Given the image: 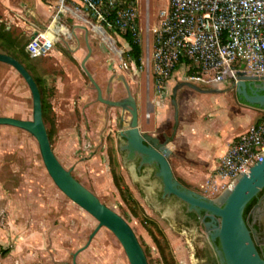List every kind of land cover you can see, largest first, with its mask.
Instances as JSON below:
<instances>
[{"label":"rangeland","instance_id":"rangeland-1","mask_svg":"<svg viewBox=\"0 0 264 264\" xmlns=\"http://www.w3.org/2000/svg\"><path fill=\"white\" fill-rule=\"evenodd\" d=\"M7 2L20 6L22 0H0V19H4V26L8 22L4 15L8 8ZM167 5L168 0H138L141 29L145 31L147 22L151 28L159 25V14ZM62 24L71 28L78 21L61 14L58 25ZM12 25L15 26L14 23ZM91 36L90 44L95 51L93 49L92 57L86 64L88 71L101 86L104 96L106 89L109 86L112 88L110 99L115 101L126 97L127 93L122 82H110V74H137L135 80L129 79L128 83L138 101L140 130L150 133L146 132L152 130L146 102L153 99L155 94L153 64L148 86L145 71L137 68L134 61L125 55L128 68H120L117 53L109 48L102 37L89 32ZM66 37L64 35L62 39L70 44L69 47L61 41L55 48L63 53L59 58H31L24 49L29 41L27 34L18 36V45L11 52L36 79H41L45 98L52 107L45 125L51 133L50 142L56 157L67 170L72 169L74 177L103 204L128 222L146 251L149 264H163L159 249L148 231L151 223L167 236L175 264H201L206 261L213 253L203 227L192 223V227L198 229V237L193 239L190 235H182L168 216L169 211H176L179 217L176 219L184 220L181 202L173 201L160 206L157 191L162 186L158 181L153 182L155 193L146 198V194L140 192L139 186L129 176L118 140L110 132L116 125L115 113L121 110L97 101V92L81 67L87 50L84 48L83 55L74 56L73 47L70 46L74 44L77 47L78 42L73 36ZM112 37L117 41L116 48L121 50L122 45L117 37ZM84 39L82 35V45ZM0 53H5V50H0ZM185 74L187 76L189 72L183 67L175 72L179 78L185 77ZM214 87L228 89L229 85ZM226 100L212 94L190 102L194 112L204 115V123H222L213 129L216 136L223 135L229 126L243 127L248 121L246 113L226 114ZM213 113L214 116H211ZM175 114V107L170 105L166 131L162 137H168L174 130ZM0 116L25 121L32 120L33 116V100L26 82L14 68L3 63H0ZM124 116L125 127L129 114ZM152 133L159 134L160 128ZM130 167L134 171V165L130 164ZM114 172L123 179V186H129L138 201L140 210L137 216L124 202L116 186ZM97 226L98 221L93 216L66 197L55 185L45 168L36 139L24 130L0 126V264L6 261L14 264H73L74 254L86 246ZM179 252L183 254L182 261L177 258ZM76 263L130 264L122 245L107 228L98 232L89 247L77 256Z\"/></svg>","mask_w":264,"mask_h":264},{"label":"built area","instance_id":"built-area-1","mask_svg":"<svg viewBox=\"0 0 264 264\" xmlns=\"http://www.w3.org/2000/svg\"><path fill=\"white\" fill-rule=\"evenodd\" d=\"M61 14L102 37L117 53L124 70L128 68L124 56L129 51L124 36L129 34L142 48L139 68L145 71L148 86L153 64L159 95L168 91L181 61L187 62L186 72L191 70L186 81L201 88L233 84L240 73L264 77V0H168L159 14V25L151 28L147 22L145 31L139 24L138 0H57L52 22L27 44L31 58L49 56L61 40L62 26H56ZM112 35L121 43V50ZM263 161L264 108L259 109L257 122L239 135L221 158L201 194L215 198L233 189L240 175L250 174Z\"/></svg>","mask_w":264,"mask_h":264},{"label":"water","instance_id":"water-1","mask_svg":"<svg viewBox=\"0 0 264 264\" xmlns=\"http://www.w3.org/2000/svg\"><path fill=\"white\" fill-rule=\"evenodd\" d=\"M85 32L88 53L81 67L97 92V101L107 107L120 109L123 114H129L127 126L121 132V137L124 139L121 151L127 152L128 155L137 154L140 157L141 167L155 166L158 169L157 177L162 182L163 199L173 197L187 207V213L203 215L202 218H198L197 226L203 227L208 243L222 264H264V257L258 249L259 230L255 227L254 220L250 223L244 218L248 204L264 190V161L256 164L250 174L240 175L233 189H226L215 198L206 197L196 190L186 188L176 179L169 162L173 149L172 142L169 139L161 141L152 134L141 132L137 100L126 78L123 77L120 81L126 89V97L116 101L111 100L110 86L104 96L101 86L86 67L93 50L89 44L88 30L86 29ZM0 63L9 65L18 72L26 82L33 100L32 120L0 116V126L18 128L33 136L38 143L45 168L58 189L98 221V226L90 235L86 246L74 254L73 264H77V256L89 247L102 228L110 230L118 239L130 264H149L146 253L128 222L103 204L93 192L73 176L72 169L67 170L56 157L44 122L41 92L31 73L16 58L5 53H0ZM113 80L114 78L111 82ZM182 87H189L201 93L217 92L184 82L173 90L172 103L175 107H177L176 94ZM232 89H235L239 99H243L249 106L264 108V77H251L240 73L238 80L232 84Z\"/></svg>","mask_w":264,"mask_h":264},{"label":"crops","instance_id":"crops-1","mask_svg":"<svg viewBox=\"0 0 264 264\" xmlns=\"http://www.w3.org/2000/svg\"><path fill=\"white\" fill-rule=\"evenodd\" d=\"M8 3L9 2H7V6L9 9L7 8V10H5L4 15H6L5 20L8 21L6 28L7 31H9V37L16 40L21 34H27L29 35V43L33 35L36 32L42 30L40 26L47 28L48 25L52 22V19L56 13L57 0H22L20 6H13L11 3ZM31 18L33 20H31ZM16 19L19 21L18 23H16ZM12 23H14L15 26H13ZM0 24H4V19H0ZM56 26H62V31L60 32L61 40L57 42L50 55L43 58H59L63 55L61 50H55V48L61 43V41L69 47L70 44L67 43L65 39H62L64 35L69 38H72L73 36L78 42L77 47L74 44H71L70 46L73 47L71 48V50L72 52H74V56L83 55L82 53L84 48L88 53L85 32L86 28L84 26L79 24H73L71 28L67 27L64 24H57ZM82 35L85 38L83 45L81 44ZM88 40L90 44L92 36L89 37L88 35ZM93 49L95 51L94 47L92 48V50ZM0 50H2V43L0 45ZM103 51L105 53V48ZM86 56H84V58ZM136 76L137 74H118L113 76H111L110 74V82L113 78L114 80H118L120 82L123 77H125L128 82L129 79L135 80ZM184 82H188L186 81V74L185 77L180 78L176 77V75L174 74L168 84V91L166 92V94L159 95L157 94L155 89L154 98H150L146 102V107L148 109L147 114L149 115L148 118L151 119L149 127L152 129L151 131L146 132H150L154 136L160 138L161 141H164V139L166 138H171L169 140L172 142L173 149L171 151V155L169 156V162L176 179L186 188L193 189L198 191L199 193H202L206 182L214 173H216L221 158L226 154L231 145L236 141L239 135L246 132L253 124L257 122L259 118V108H255L242 103L239 97L236 96V92L232 90L230 84H228V89L215 87L203 88L205 90L217 91L214 93H201L189 87H182L176 94L175 99L177 102V107H175L172 103L174 98L173 90L175 87ZM212 94H216L220 97L228 99L226 100L228 104L224 109L227 112L226 114H228V112H232L236 115L239 113H246L248 115L247 123L243 127L237 126L235 128L229 126V129L225 131L223 135L219 134L218 136H216L213 132V129L214 127L221 126L222 123H219L218 121L204 123V115L194 112L193 108L190 107V102L192 99H197L204 95ZM171 97L173 98L171 99ZM170 105H173L175 107L176 123L174 126V130L171 132V135H169L168 137H166V135L162 137V133L164 134L166 131L165 123L168 119V109ZM211 116H214V113L211 114ZM159 128V134L152 133ZM130 164L133 163L126 161L125 166L126 168H128L130 174L129 176L131 177L133 182H135L139 186L140 192L146 194V198L152 197V195L155 193L153 182L158 181L162 186L161 180L157 177L158 169L153 166V170L148 167L142 172H137L135 166L134 171L131 169ZM153 173L154 175L152 177ZM157 192V197L159 199V196H162V189L158 190ZM164 200L166 199H159L158 203L160 206H164L170 203L164 202ZM168 216L172 219L175 227L177 226V228H179L178 230L181 231L182 235H190V237L193 239L195 237H198L197 227H192L193 224L185 220H177L176 218L179 217L176 214V211H169ZM175 244L173 243L174 246H178L177 243ZM179 254H177V258L182 261L183 254L181 252H179ZM4 264L14 263L6 261Z\"/></svg>","mask_w":264,"mask_h":264},{"label":"trees","instance_id":"trees-1","mask_svg":"<svg viewBox=\"0 0 264 264\" xmlns=\"http://www.w3.org/2000/svg\"><path fill=\"white\" fill-rule=\"evenodd\" d=\"M8 33H9V31H7L6 26H4L3 24H0V45L2 43V49L5 50L6 54L15 58V56L11 52H13V48L16 45H18V41L14 40L13 38H10ZM124 37L128 43V48H129V51L126 53V56H127V58L133 59L136 67L139 68L141 65L142 48L139 44L135 43V41L133 40V38L129 34H126ZM26 47H27V44H26L25 48ZM184 65H186V68L188 67L187 62L181 61L180 65L177 67V69L179 67L184 68ZM186 68H184L185 71H186ZM177 69L175 70V72L177 71ZM190 73H191V70L189 71V74ZM31 75L33 76L32 73H31ZM33 78L35 79V81H36V83L40 89V92H41L42 104H43V117H44V122H46V120L49 119V117H50L52 107H51L50 102H48L47 99L45 98V92H44L42 83L40 81L41 79H39V78L36 79L34 76H33ZM240 100L242 103L248 105L243 99H240ZM254 107L259 108L258 106H254ZM48 135H49V139L51 141V133L49 131H48ZM169 139H171V138H169ZM113 174H114L116 186L118 187L124 202L129 207V209L132 211L133 215L137 216L139 213V210H140V206L138 204V201L135 199V197L132 194V191L129 188V186H127V185L123 186V179L120 176H118L115 172ZM255 201L256 200L254 199L246 207L245 212H244L245 220L250 221V211H251ZM148 231H149L150 236L154 240L157 248L159 249L160 255H161L162 260H163V264H175L176 263L175 257L170 250L168 238L163 233V231L160 228H158L157 225H155L153 223L150 224V228ZM5 253H6V251H4V254ZM145 253H146V251H145ZM146 256H147V253H146Z\"/></svg>","mask_w":264,"mask_h":264},{"label":"flooded vegetation","instance_id":"flooded-vegetation-1","mask_svg":"<svg viewBox=\"0 0 264 264\" xmlns=\"http://www.w3.org/2000/svg\"><path fill=\"white\" fill-rule=\"evenodd\" d=\"M231 88H232V84ZM234 92H236L235 89H232ZM126 91V89H125ZM137 100V99H136ZM138 104V101H137ZM139 108V105H138ZM126 114H123L122 111L119 113H115L116 120L114 121L116 123L115 128L113 130H110L111 133L114 134L115 138L118 140L119 150L121 151V147L123 146L122 142L124 143V139L121 137V132L124 130V121ZM109 137H112L111 134H109ZM169 139V138H166ZM122 157L125 161H129L133 163L135 166L136 171H144L148 167H141L140 166V157L137 154L128 155L127 152L121 151ZM153 166L150 167V169L153 170ZM73 174V173H72ZM154 173L152 174L153 177ZM74 176V175H73ZM264 190L259 194L257 198H255V203L253 204V207L250 211V223L254 220L255 221V227L259 230V251L261 255L264 257ZM162 198V196H159V199ZM254 200V199H253ZM252 200V201H253ZM179 202L177 199L170 197L166 198L164 202ZM183 208L181 209V216L183 219L187 222L192 223H198V218H202V214H193V213H187V207L184 206V204L181 203ZM258 206V209L255 210V208ZM180 216V214H179ZM212 249V248H211ZM213 255L209 257L206 261H202L201 264H222L220 261V258L217 256L214 249H212Z\"/></svg>","mask_w":264,"mask_h":264},{"label":"bare ground","instance_id":"bare-ground-1","mask_svg":"<svg viewBox=\"0 0 264 264\" xmlns=\"http://www.w3.org/2000/svg\"><path fill=\"white\" fill-rule=\"evenodd\" d=\"M53 27H54V25H53Z\"/></svg>","mask_w":264,"mask_h":264}]
</instances>
